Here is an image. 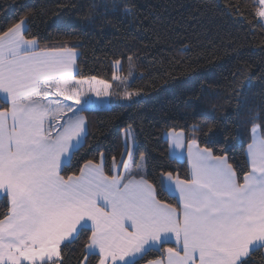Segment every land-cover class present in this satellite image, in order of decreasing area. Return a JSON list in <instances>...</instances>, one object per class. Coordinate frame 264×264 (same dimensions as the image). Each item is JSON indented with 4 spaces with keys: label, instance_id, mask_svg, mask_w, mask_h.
<instances>
[{
    "label": "snow or ice",
    "instance_id": "1",
    "mask_svg": "<svg viewBox=\"0 0 264 264\" xmlns=\"http://www.w3.org/2000/svg\"><path fill=\"white\" fill-rule=\"evenodd\" d=\"M228 7L264 21V0H230ZM109 9L132 13L118 0L105 5ZM26 22L0 31V264H69L65 250L82 236L76 264H93V258L94 264H136L150 250L160 255L146 264H250L264 249V119L249 120L242 181L227 156L186 138L184 130H170L172 147L187 144L189 165L184 179L161 174V190L177 193L176 204L159 198L141 171L145 157L137 161L132 145L127 159L113 158L112 174L102 153L101 162L85 160L78 174L64 176L73 141L86 130L84 109L65 101L87 104L85 86L109 96L113 85L96 76L77 78L76 48H41L36 37H27ZM122 79L128 78L113 72V81ZM204 135L211 144L212 128Z\"/></svg>",
    "mask_w": 264,
    "mask_h": 264
},
{
    "label": "trees",
    "instance_id": "2",
    "mask_svg": "<svg viewBox=\"0 0 264 264\" xmlns=\"http://www.w3.org/2000/svg\"><path fill=\"white\" fill-rule=\"evenodd\" d=\"M118 2L130 5L132 13L106 12L112 0H0V31L26 18V35L36 37L41 48H76L77 78L96 76L113 85L109 96H97L85 86L87 104L65 101L84 109L80 114L87 131L61 174H78L85 160L101 162L102 153L104 170L112 174L113 158L118 162L123 155L122 133L131 127L135 157H145V176L166 203L177 200L161 190V174L184 179L189 170L185 161L169 154L166 134L172 129L227 156L242 181L248 170L249 120L264 119L263 22L243 8L242 14L231 11L230 0ZM240 2L250 0H231ZM115 59L121 65L115 66ZM129 63L135 71L129 89L139 95L115 101L112 91L119 81L112 80L113 72L123 77ZM210 127L211 144L204 135ZM3 202L0 197V209ZM83 239L65 250L69 264H76ZM159 255L150 250L136 264ZM262 258L264 249L255 251L250 264H261Z\"/></svg>",
    "mask_w": 264,
    "mask_h": 264
},
{
    "label": "crops",
    "instance_id": "3",
    "mask_svg": "<svg viewBox=\"0 0 264 264\" xmlns=\"http://www.w3.org/2000/svg\"><path fill=\"white\" fill-rule=\"evenodd\" d=\"M263 22V24H264V21H262ZM25 28H26V24H25ZM77 51V50H76ZM77 53H78V56H79V52L77 51ZM77 60H78V57H77ZM78 71V65H77V67H76V72ZM80 115H82L83 117H84V120H85V124H86V130H85V132L84 133H82V135L80 136V138H79V140L78 141H73V146H72V148H71V154H72V152L77 148V147H79L81 144H82V142H83V140H84V136H85V134H86V131H87V121H86V117L83 115V114H80ZM176 132H179V131H176ZM129 133V132H128ZM130 135L131 134H129V136L127 137V141L128 142H130V143H128V145L127 146H129V145H132V147H133V149H134V146H135V142L133 143L132 141H131V138H130ZM122 138H123V134H122ZM166 138L168 139V149H169V154L172 156V157H174L175 159H177V160H181V161H185L186 163H187V165H188V160H187V144L185 143L182 147H180V148H175V147H172L171 145H170V142H169V132L166 134ZM251 138H252V133L250 134V142H251ZM123 140V139H122ZM132 143V144H131ZM246 152H247V148H246ZM71 156V155H70ZM70 156L69 157H67L66 158V163L69 161V158H70ZM140 157H141V155H139L138 157H135V159L137 160V161H140ZM127 159L128 158V156H127V151H126V147H125V145H124V141H123V155H122V157H121V159ZM120 159V160H121ZM119 160V161H120ZM118 161V162H119ZM65 163V164H66ZM123 168V166L121 165V169ZM113 169H114V164H113V166H112V171H113ZM188 169H189V165H188ZM141 171H142V173L145 175V164H143V166H142V168H141ZM163 179V177L161 178V180ZM165 183H167V181H165ZM169 194H171L172 196H175V198H176V200L178 201V194L177 193H175L174 191H167ZM170 243L171 244H175V241L173 240V241H170ZM137 258H139V257H137ZM136 258V259H137Z\"/></svg>",
    "mask_w": 264,
    "mask_h": 264
},
{
    "label": "rangeland",
    "instance_id": "4",
    "mask_svg": "<svg viewBox=\"0 0 264 264\" xmlns=\"http://www.w3.org/2000/svg\"><path fill=\"white\" fill-rule=\"evenodd\" d=\"M130 73H131V75H130ZM124 77H127L128 79L127 80H124V79H122L121 81H119V82H117L115 85H114V87H113V91H112V98H113V100H115V101H130L132 98H127L126 96H125V92L126 91H130V89H129V85H130V82L132 81V79L135 77V71H134V68H133V66H132V64L131 63H129V65H128V70H127V73L126 74H124L123 75V77L122 78H124ZM131 92V91H130ZM128 133L129 132V134H131L130 135V138H131V141L133 142H135V139H134V136H133V132H132V129H131V127H128L127 129H125L124 131H123V141H124V145H125V147L127 148L128 146V143H130V142H128L127 141V137H126V135H125V133ZM132 144V143H131ZM134 158H135V146H134ZM141 164H142V166H143V164H145L144 163V161L143 162H141ZM142 168V167H141Z\"/></svg>",
    "mask_w": 264,
    "mask_h": 264
}]
</instances>
